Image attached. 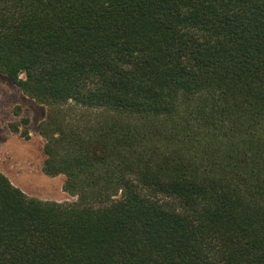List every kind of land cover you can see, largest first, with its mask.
Here are the masks:
<instances>
[{"label":"trees","instance_id":"1","mask_svg":"<svg viewBox=\"0 0 264 264\" xmlns=\"http://www.w3.org/2000/svg\"><path fill=\"white\" fill-rule=\"evenodd\" d=\"M0 71L77 196L0 171V264H264V0H0Z\"/></svg>","mask_w":264,"mask_h":264},{"label":"rangeland","instance_id":"2","mask_svg":"<svg viewBox=\"0 0 264 264\" xmlns=\"http://www.w3.org/2000/svg\"><path fill=\"white\" fill-rule=\"evenodd\" d=\"M47 106L26 95L0 71V171L27 195L59 202L77 200L64 190L65 175L43 170L45 138L38 129Z\"/></svg>","mask_w":264,"mask_h":264}]
</instances>
